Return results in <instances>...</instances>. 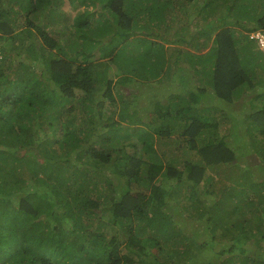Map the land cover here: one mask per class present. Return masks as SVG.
I'll use <instances>...</instances> for the list:
<instances>
[{
	"label": "trees",
	"instance_id": "obj_1",
	"mask_svg": "<svg viewBox=\"0 0 264 264\" xmlns=\"http://www.w3.org/2000/svg\"><path fill=\"white\" fill-rule=\"evenodd\" d=\"M63 1L0 0V264L264 261V0Z\"/></svg>",
	"mask_w": 264,
	"mask_h": 264
},
{
	"label": "rangeland",
	"instance_id": "obj_2",
	"mask_svg": "<svg viewBox=\"0 0 264 264\" xmlns=\"http://www.w3.org/2000/svg\"><path fill=\"white\" fill-rule=\"evenodd\" d=\"M61 6H62L63 11H64L65 13L68 12L70 15L73 14V13H75V11H76V10H75L76 8L71 7V6L69 5L68 0H64V1H63V4H62ZM260 80H261V83L264 84V77H262ZM117 87L119 88V86H117ZM259 88H263V87H259ZM262 90H264V89H262ZM167 91H169V89L166 90V94H165V96H168V95H167ZM136 92L138 93V91H136ZM164 93H165V92H164ZM157 95H159V92H155L154 95L150 94V96H154V97L157 96ZM140 99H141L140 102H142V103H143V101H145V100L142 99V98H140ZM154 99H155V98H154ZM241 101H243V105H245V103H246L247 100H246V99H243V100H241ZM241 101H240V102H241ZM240 102H239V103H240ZM243 111L245 112L246 109H243ZM154 136H155V135H154ZM155 138L157 139L156 136H155ZM175 138H177V134L172 135V137H171V141L175 140ZM157 141H158V140L155 141L156 145H157ZM156 145H155V146H156ZM126 149H129V148H126ZM127 151H129V150H127ZM85 161H86L87 163H89V164L93 163V160H92L91 158H89V157L85 158ZM244 171H246V169L243 168V172H244ZM185 228H186V229H189L190 226H187V227H185ZM261 244H263V246H264V241H262ZM206 252H208V251H206ZM222 258H223V256H222ZM257 263H258V264H264V261H263V260L261 261L260 258H257Z\"/></svg>",
	"mask_w": 264,
	"mask_h": 264
},
{
	"label": "built area",
	"instance_id": "obj_3",
	"mask_svg": "<svg viewBox=\"0 0 264 264\" xmlns=\"http://www.w3.org/2000/svg\"><path fill=\"white\" fill-rule=\"evenodd\" d=\"M250 38L255 40L264 53V30H257L251 33Z\"/></svg>",
	"mask_w": 264,
	"mask_h": 264
},
{
	"label": "clouds",
	"instance_id": "obj_4",
	"mask_svg": "<svg viewBox=\"0 0 264 264\" xmlns=\"http://www.w3.org/2000/svg\"><path fill=\"white\" fill-rule=\"evenodd\" d=\"M259 30H264V29H259ZM255 41V40H254ZM256 42V41H255ZM256 44H257V42H256ZM257 46H258V44H257ZM258 48H259V46H258ZM259 50L262 52V50L259 48ZM262 54L264 55V53L262 52Z\"/></svg>",
	"mask_w": 264,
	"mask_h": 264
}]
</instances>
